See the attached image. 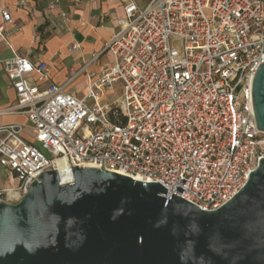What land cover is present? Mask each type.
<instances>
[{
  "label": "built area",
  "instance_id": "2783aa9c",
  "mask_svg": "<svg viewBox=\"0 0 264 264\" xmlns=\"http://www.w3.org/2000/svg\"><path fill=\"white\" fill-rule=\"evenodd\" d=\"M146 1L121 0L125 18L106 47L116 61L82 99L62 85L32 83V74L48 78L44 62H5L18 99L0 116L26 114L35 133L30 140L23 125H0V164L15 181L0 188V201L19 202L42 173L59 172L60 162L101 169L104 160L106 170L160 183L167 198L203 211L219 210L248 184L264 160L252 98L264 63V0ZM12 23L4 10L0 38ZM118 83L121 98L103 103Z\"/></svg>",
  "mask_w": 264,
  "mask_h": 264
},
{
  "label": "water",
  "instance_id": "95a60500",
  "mask_svg": "<svg viewBox=\"0 0 264 264\" xmlns=\"http://www.w3.org/2000/svg\"><path fill=\"white\" fill-rule=\"evenodd\" d=\"M252 98L264 131V63ZM168 194L104 160L101 169L44 172L19 202L0 201V264H264L263 159L219 210Z\"/></svg>",
  "mask_w": 264,
  "mask_h": 264
},
{
  "label": "crops",
  "instance_id": "0c3cea01",
  "mask_svg": "<svg viewBox=\"0 0 264 264\" xmlns=\"http://www.w3.org/2000/svg\"><path fill=\"white\" fill-rule=\"evenodd\" d=\"M53 1L0 0V23L4 10L9 11L13 19L12 24L6 25L7 39L0 38V111L17 103V93L4 70L5 62L15 56H27L34 64L48 65L47 79L41 81L37 74L28 76L41 90L52 84L62 85L78 99L84 98L91 82L116 61L106 47L120 31L119 21L125 18V4L121 0H62L55 9H49ZM136 2L140 6L147 3L146 0ZM75 42L80 44V49H72ZM113 92L106 93L102 102L110 104L118 100L107 99ZM27 123L32 134L26 132ZM12 124L23 125L24 136L33 138L35 130L26 114L0 116V125ZM0 171L8 170L0 164ZM11 185L10 179L0 180V188Z\"/></svg>",
  "mask_w": 264,
  "mask_h": 264
},
{
  "label": "rangeland",
  "instance_id": "374dc122",
  "mask_svg": "<svg viewBox=\"0 0 264 264\" xmlns=\"http://www.w3.org/2000/svg\"><path fill=\"white\" fill-rule=\"evenodd\" d=\"M101 63H102V61L99 62V64H101ZM121 96H122V85H121V83H118V84H116V86H115V90H114V92H113L112 94H110V95L107 97V99H109V100L120 99ZM31 125H32V124H31ZM25 126H26V132H27L28 134H32L33 130H32V128H31L30 124L27 123ZM1 171H2V170H1ZM1 171H0V180H5V179H8V180H9V179H10V182L12 183V185H15V181H12V177H11L10 172L7 171L6 173H3V172H1Z\"/></svg>",
  "mask_w": 264,
  "mask_h": 264
},
{
  "label": "bare ground",
  "instance_id": "6f19581e",
  "mask_svg": "<svg viewBox=\"0 0 264 264\" xmlns=\"http://www.w3.org/2000/svg\"><path fill=\"white\" fill-rule=\"evenodd\" d=\"M59 173L61 175H68L70 173L69 166H67L64 163L60 162V164H59Z\"/></svg>",
  "mask_w": 264,
  "mask_h": 264
}]
</instances>
